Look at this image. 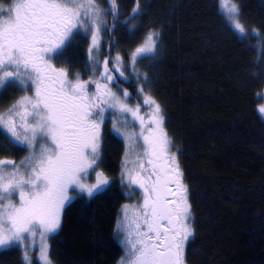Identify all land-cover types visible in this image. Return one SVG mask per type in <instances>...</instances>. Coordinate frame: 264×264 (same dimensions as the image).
<instances>
[{
	"label": "snow or ice",
	"instance_id": "snow-or-ice-1",
	"mask_svg": "<svg viewBox=\"0 0 264 264\" xmlns=\"http://www.w3.org/2000/svg\"><path fill=\"white\" fill-rule=\"evenodd\" d=\"M218 11L241 38L255 37L264 48V31L242 19L237 0H218ZM141 12L136 0L122 22L135 29ZM4 15L0 9V89L24 95L0 112V129L28 155L19 163L0 157V248L19 246L24 264H54L47 239L61 228L70 190L91 198L111 184L101 167L102 126L110 118L125 144L118 180L137 201L121 205L116 235L124 254L116 264H188L195 228L180 150L148 73L137 68L155 57L160 32L149 29L121 54L104 40L121 23L118 0H14ZM81 32L87 78L53 63ZM130 79L134 103L122 85ZM257 110L264 115V104Z\"/></svg>",
	"mask_w": 264,
	"mask_h": 264
},
{
	"label": "trees",
	"instance_id": "trees-1",
	"mask_svg": "<svg viewBox=\"0 0 264 264\" xmlns=\"http://www.w3.org/2000/svg\"><path fill=\"white\" fill-rule=\"evenodd\" d=\"M237 2L242 19L264 31V0ZM135 3L118 0L121 23L104 40L111 39L123 54L149 29L160 32L155 57L137 68L148 73L151 94L164 107L166 130L180 150L195 228L188 264H264V117L257 110L264 92V48L255 37L245 40L231 29L218 0H140L142 12L132 29L122 21ZM84 37L75 35L54 63L87 78ZM122 85L134 103V81ZM101 140V167L111 185L66 208L50 239L54 264H116L124 254L116 221L129 201L118 180L125 147L110 121ZM26 153L0 130V157L19 162ZM0 264H24L21 249L0 250Z\"/></svg>",
	"mask_w": 264,
	"mask_h": 264
},
{
	"label": "rangeland",
	"instance_id": "rangeland-1",
	"mask_svg": "<svg viewBox=\"0 0 264 264\" xmlns=\"http://www.w3.org/2000/svg\"><path fill=\"white\" fill-rule=\"evenodd\" d=\"M14 3V0H0V9H3V11H4V18H6V13H7V10H8V8L12 5ZM79 34H82V35H84L85 36V34L83 33V32H81V33H79ZM70 44V43H69ZM68 44V45H69ZM67 45V46H68ZM66 46V47H67ZM65 47V48H66ZM64 48V49H65ZM63 49V50H64ZM56 61V59L55 60H53V63ZM54 64H56V63H54ZM57 65V64H56ZM58 66V65H57ZM59 67V66H58ZM140 71V70H139ZM29 95L31 94V93H28ZM21 95H24V93L23 92H21L18 88H7V89H0V112H3V111H6V109L19 97V96H21ZM261 98H262V101H261V104H264V92H263V94H262V96H261ZM142 111H147V109H142ZM262 115V114H261ZM263 117H264V115H262ZM107 121H110L111 122V120H110V118L109 119H107L106 120V122ZM105 122V123H106ZM105 125V124H104ZM104 125L102 126V132H103V128H104ZM111 127H112V125H111ZM1 131H2V129H0ZM102 137V136H101ZM120 137V136H119ZM122 140H123V138L122 137H120ZM124 143V142H123ZM12 145V144H11ZM14 146V145H13ZM14 147H20V148H22V146H14ZM124 147H125V144H124ZM27 152V151H26ZM125 152V151H124ZM101 153H102V140H101ZM28 155V152L26 153V156ZM124 155V154H123ZM17 163H19L18 161H16ZM111 185V184H110ZM110 187V186H109ZM109 187H107L104 191H102V192H100V193H97L96 195H94L93 197H95V196H97V195H99V194H101V193H103V192H105ZM125 195L127 196V197H129L128 196V191L125 189ZM69 195L71 196V197H73L69 202H66L65 203V205H64V208H63V210H62V213H61V225H62V221H63V215H64V212H65V210H66V208L76 199V198H78V197H86V196H84V195H77V194H75L74 192H72L71 190H70V192H69ZM93 197H91V198H93ZM88 198V197H87ZM137 201H136V199H132V198H129V201L127 202V204H129V205H133V204H135ZM60 230V229H59ZM58 230V231H59ZM52 236H54V235H52ZM52 236H49L48 237V239H47V243L50 245V239H51V237ZM118 237V236H117ZM118 240H119V242H120V238L118 237ZM37 243H39V238H37ZM16 247H19V246H16ZM2 249H6V248H0V250H2ZM32 259L34 260V259H36L35 257H32Z\"/></svg>",
	"mask_w": 264,
	"mask_h": 264
}]
</instances>
